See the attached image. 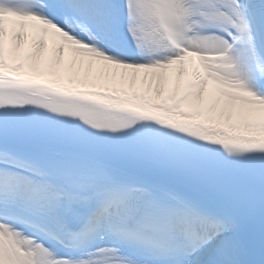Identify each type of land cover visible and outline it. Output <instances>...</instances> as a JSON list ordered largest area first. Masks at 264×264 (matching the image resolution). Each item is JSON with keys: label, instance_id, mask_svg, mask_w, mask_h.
<instances>
[{"label": "snow or ice", "instance_id": "snow-or-ice-1", "mask_svg": "<svg viewBox=\"0 0 264 264\" xmlns=\"http://www.w3.org/2000/svg\"><path fill=\"white\" fill-rule=\"evenodd\" d=\"M0 264H264V0H0Z\"/></svg>", "mask_w": 264, "mask_h": 264}]
</instances>
